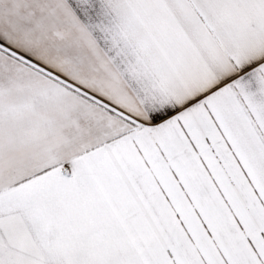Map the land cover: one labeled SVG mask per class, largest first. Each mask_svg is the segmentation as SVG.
I'll return each mask as SVG.
<instances>
[{"label": "snow or ice", "instance_id": "obj_1", "mask_svg": "<svg viewBox=\"0 0 264 264\" xmlns=\"http://www.w3.org/2000/svg\"><path fill=\"white\" fill-rule=\"evenodd\" d=\"M0 264H264V0H0Z\"/></svg>", "mask_w": 264, "mask_h": 264}]
</instances>
